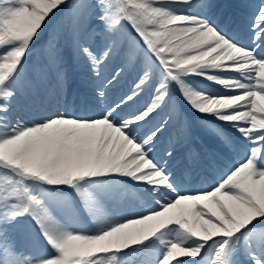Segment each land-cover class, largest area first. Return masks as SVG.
I'll return each mask as SVG.
<instances>
[{"label":"snow or ice","instance_id":"obj_1","mask_svg":"<svg viewBox=\"0 0 264 264\" xmlns=\"http://www.w3.org/2000/svg\"><path fill=\"white\" fill-rule=\"evenodd\" d=\"M0 264H264V0H0Z\"/></svg>","mask_w":264,"mask_h":264},{"label":"bare ground","instance_id":"obj_2","mask_svg":"<svg viewBox=\"0 0 264 264\" xmlns=\"http://www.w3.org/2000/svg\"><path fill=\"white\" fill-rule=\"evenodd\" d=\"M232 1L234 2V4L237 3L235 0H232ZM70 80H71V83H70L67 95L65 97H60L56 101L52 109L55 110V108L60 107V108H67L70 111H74L78 107L81 110H83L87 104H88V108H91L92 107V103H90L92 101L91 85L88 84L86 79L80 76H77L75 74L70 76ZM81 83L84 85L81 86L80 85ZM83 87L85 88L83 89ZM51 91H54V89ZM66 98L68 99L69 104H66V102L64 101V99ZM74 104L75 106H73ZM89 104H91V106ZM202 143L204 146L208 144V143H204L203 141ZM197 144L199 145L198 142Z\"/></svg>","mask_w":264,"mask_h":264},{"label":"rangeland","instance_id":"obj_3","mask_svg":"<svg viewBox=\"0 0 264 264\" xmlns=\"http://www.w3.org/2000/svg\"><path fill=\"white\" fill-rule=\"evenodd\" d=\"M217 1H220V0H213V3L217 2ZM242 2H243V0H237V3H242Z\"/></svg>","mask_w":264,"mask_h":264}]
</instances>
